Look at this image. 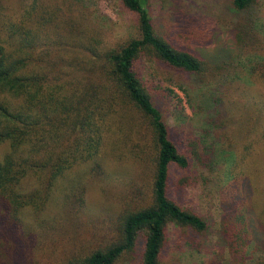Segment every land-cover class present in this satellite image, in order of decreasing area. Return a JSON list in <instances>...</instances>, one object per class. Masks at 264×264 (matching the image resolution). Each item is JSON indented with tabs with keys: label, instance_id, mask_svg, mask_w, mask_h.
I'll list each match as a JSON object with an SVG mask.
<instances>
[{
	"label": "rangeland",
	"instance_id": "obj_1",
	"mask_svg": "<svg viewBox=\"0 0 264 264\" xmlns=\"http://www.w3.org/2000/svg\"><path fill=\"white\" fill-rule=\"evenodd\" d=\"M1 2L10 14L20 0ZM40 4L62 31L60 45L51 47L52 56H42L43 68L55 62L56 55L70 54L71 48L90 57L91 52L78 48L80 29H85V47L100 43L98 51L137 36L135 16L120 0H41ZM253 9V32L240 49L232 35L236 20L231 0H148L158 33L202 58L231 65L229 72L209 84H199L194 76L157 61L140 63L143 82L171 130V139L190 159L187 171L172 168L169 196L209 224L208 232L194 240L189 230L169 224L161 264H235L219 232L231 213L232 186L243 192L247 176L252 195L243 192L240 197L249 202L251 198L254 217L249 218L258 246L246 248L242 264H264V0H257ZM148 137L144 143L136 129L130 134L126 125L115 135L110 133L100 167L92 161L73 165L56 180L40 213L21 212L25 225L37 224L33 246L24 250L30 264L79 261L117 239L121 216L150 202L154 146ZM192 141L202 163L194 159ZM182 175L191 184L178 189L174 182ZM36 185L29 175L21 189H37ZM116 264H135V257L125 255Z\"/></svg>",
	"mask_w": 264,
	"mask_h": 264
},
{
	"label": "trees",
	"instance_id": "obj_2",
	"mask_svg": "<svg viewBox=\"0 0 264 264\" xmlns=\"http://www.w3.org/2000/svg\"><path fill=\"white\" fill-rule=\"evenodd\" d=\"M120 1L135 16L136 37L98 51L100 43L85 47V29H80L78 48L91 52L90 57L71 48L70 54L59 52L53 58L56 61L43 68L42 56H52V45H60V26L52 23L53 15L41 0H20L10 14L0 0V264L31 263L24 250L33 246L31 236L37 224L25 225L21 212L40 213L56 180L73 165L92 161L100 167L108 136L125 125L130 134L136 129L142 141L148 134L154 146L150 202L121 216L118 237L109 246L66 264H116L128 254L135 257V264H161L169 224L189 230L193 240L208 232L205 217L169 196L172 168L187 171L190 159L171 139V130L143 82L140 63L157 61L194 76L199 84H209L229 72L231 65L202 58L158 33L148 0ZM256 1L231 0L236 20L232 35L240 49L251 38ZM211 120L215 124V118ZM189 146L194 159L201 162L196 141ZM29 175L38 186L24 191L22 182ZM247 178L241 190L251 197ZM189 180L182 175L174 186H189ZM232 188L231 213L221 226L220 242L235 264H242L246 248L253 245L255 249L258 242L249 218L251 198L241 201L243 192L234 184Z\"/></svg>",
	"mask_w": 264,
	"mask_h": 264
}]
</instances>
